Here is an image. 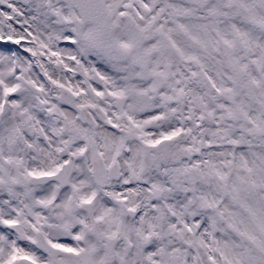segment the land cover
Instances as JSON below:
<instances>
[{
    "label": "snow or ice",
    "instance_id": "obj_1",
    "mask_svg": "<svg viewBox=\"0 0 264 264\" xmlns=\"http://www.w3.org/2000/svg\"><path fill=\"white\" fill-rule=\"evenodd\" d=\"M0 264H264V0H0Z\"/></svg>",
    "mask_w": 264,
    "mask_h": 264
}]
</instances>
